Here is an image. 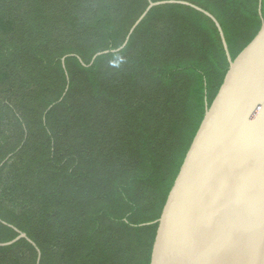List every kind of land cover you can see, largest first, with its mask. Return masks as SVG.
I'll return each instance as SVG.
<instances>
[{"label":"trees","instance_id":"16d2710c","mask_svg":"<svg viewBox=\"0 0 264 264\" xmlns=\"http://www.w3.org/2000/svg\"><path fill=\"white\" fill-rule=\"evenodd\" d=\"M158 1L0 0V243H33L0 247V264H150L229 68L188 6L154 7L129 35ZM178 1L217 20L231 60L264 22V0L261 14L259 0Z\"/></svg>","mask_w":264,"mask_h":264},{"label":"water","instance_id":"95a60500","mask_svg":"<svg viewBox=\"0 0 264 264\" xmlns=\"http://www.w3.org/2000/svg\"><path fill=\"white\" fill-rule=\"evenodd\" d=\"M162 5L188 6L211 19L229 68L155 222L150 264H264V22L234 60L217 20L185 1L149 2L129 35ZM17 233L0 247L32 243Z\"/></svg>","mask_w":264,"mask_h":264}]
</instances>
